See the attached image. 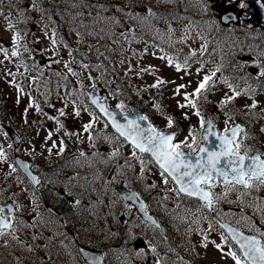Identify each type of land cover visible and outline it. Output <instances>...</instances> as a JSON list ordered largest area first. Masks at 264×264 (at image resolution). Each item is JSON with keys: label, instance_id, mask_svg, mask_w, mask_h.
I'll return each mask as SVG.
<instances>
[{"label": "rangeland", "instance_id": "1", "mask_svg": "<svg viewBox=\"0 0 264 264\" xmlns=\"http://www.w3.org/2000/svg\"><path fill=\"white\" fill-rule=\"evenodd\" d=\"M136 13H140L141 15L146 13L143 10H138ZM133 22H140L136 19H129ZM179 23V21H178ZM150 24L147 22L145 24H140L141 27L147 28L145 31L148 33V26ZM8 23L1 22L0 23V37L2 39L7 40L9 53L18 46L16 40L13 41L14 35L9 34L8 32ZM195 39L194 36H192ZM54 39L51 36V27L45 23H40L36 26L35 33L31 41L33 45L31 49H23L25 57L33 56L35 52V46L39 47V50L43 53V55L47 57L57 58L59 59V63H56L54 67L62 72L67 71L64 67V62L71 59L69 56V50L76 51L74 56H77L82 60L83 63L90 64L92 66L100 64L103 65L101 68L91 67L89 71L83 70L76 64L74 69L76 72L80 73V80L83 82L84 86H91L93 83H96L97 89L102 90L104 94L109 93V90L113 93L111 97H117L118 103L123 102L125 98L129 99L132 96V93L135 94L133 96L135 99H139V103L142 105H149L151 118L156 123L158 128L163 129V127H168L167 117L171 116L173 118V127L176 126L178 133L176 134V139L174 142L183 141L185 137L189 136V129H195V133L198 131L199 126V118L194 113L196 109L191 107L180 108L178 104L186 103L184 100L185 93H192L197 84L203 79L204 75H210L212 72L216 71L215 68L211 67H201L199 68L197 63L188 64L187 70L185 71L183 68L180 72L176 71L175 65L177 63L183 64L184 60L176 61L173 60V64H168V56H165L162 53H159L149 47L144 45H135L133 48V52L127 51L126 44L116 43L114 42L106 44V48L109 51L104 52L106 56L111 57L107 62V68L104 63H102L101 58L99 56L89 57L91 54H95L96 52H91L90 48H87L84 43V36L77 35L74 36L71 41H69V48L63 47L57 43L53 44L52 41ZM112 41V40H111ZM196 41L193 40L188 44L183 45V49L186 56H189L191 53H195L197 49H195ZM99 48V46H98ZM76 49V50H73ZM122 50V51H121ZM113 53V54H112ZM87 54V55H85ZM161 57H164L161 59ZM19 65L11 63L9 60L3 62L0 65V69L2 68L0 78L15 69H18ZM117 66L120 69V73L117 74L116 68ZM150 68V72H141V69ZM199 69V72L197 71ZM127 74H123V73ZM139 73V75H138ZM91 75L93 77H102L100 80H89L88 76ZM157 78H160L165 81L164 84L159 85L156 88L151 87V85L155 84ZM10 78H8L9 80ZM71 81V86L75 90L76 85L79 84L77 82V78L72 75L69 77ZM110 82V83H109ZM216 76L212 78L209 82V88L202 93L198 98L192 97V99H198V107L201 111H211L208 100H215L216 102H221V100L225 99L226 96H232L233 91L229 88L222 86L220 83H217ZM179 84L188 85L185 89H182L180 94H176L175 89ZM124 87L126 90L129 89L128 93H120L121 88ZM7 95L13 101L15 98L19 97V103L28 100V96L23 92H18L17 88L14 85L7 87ZM123 89V88H122ZM119 90V91H117ZM236 91V90H235ZM77 96V95H76ZM79 97L77 96L72 99L74 103H77ZM60 103L66 104L65 107L73 108L67 105V102H63L60 99L56 100ZM253 101L256 102V107L251 108V104ZM235 105H239L241 107H246L253 109V117L249 118V126L247 134L253 131L257 133L258 131L259 138L264 140V115L261 114V110L264 108V97L261 94H241L237 96L234 100L230 101ZM157 105H159V110L157 109ZM79 108L81 115L76 117L72 110H68V117L65 118L64 124L66 126L73 125L74 129H79L82 125L87 123L90 120V116L83 113V105L79 102ZM246 110V109H244ZM228 113L232 119L235 115H240L242 113L241 110L225 108L220 113V121L217 122L218 128L223 129L225 127V120L228 117L225 115ZM185 115H187V119H185ZM228 120L229 122L232 120ZM49 131L47 129L41 132V136L43 137V141L34 140L35 145H41V148H44L46 151L49 148H52V153L56 154L58 148V140L48 136ZM245 134V133H244ZM53 141L56 143V147L53 148ZM191 138L189 137L188 143H191ZM186 147H182L185 149ZM128 152V149L126 148ZM0 164L5 166L6 168L9 166V161L7 158L0 159ZM109 173H113V168L108 167ZM139 184V189L143 195L147 196L148 206L149 208L160 218L165 224L167 230L170 227L173 231H180L178 233H186L185 237V246L187 247L185 255L184 253L176 254L173 251L179 250L181 245L176 242V246L173 244L166 243L165 246L168 250H171V253L177 258L181 257L180 262L183 260L187 264H198L199 262L203 264H235L233 258L228 255L229 245H226L225 242L221 241V234L219 232L210 231L209 235L207 234V239L202 238L199 233V227H204V224H196L193 223L196 220V212L192 209H189L185 214L182 209H178L180 205V198L173 192L170 191L172 187L170 184L165 185L162 181V178L159 174V170L152 166L148 165L147 170L142 174L140 171V163H139V179L136 180ZM155 183V188H150L148 185L151 183ZM80 191V189H75ZM219 187H216L214 191L218 193ZM93 193V189L90 190ZM107 196L104 194L103 197H87L81 199L78 204L82 203L78 209L75 210L76 214L81 215L85 214L89 221V226L97 225V223L102 224L99 230L105 231V225L107 224L108 233H98L97 231L92 232L90 238L96 239V242H92L93 246H97L100 248H106V262L105 264H144L145 258L143 255H138V249L133 247V241L137 238V236H141L144 240L147 241L148 245L151 246H159L157 240H154L158 235V232L148 228L147 226L137 225V221L133 219V215L124 216L122 215V219L118 218L119 207L114 209L111 208L110 205L115 206V194L110 188L107 190ZM257 192L261 193V189ZM90 194V192L88 191ZM168 197L165 199V197ZM253 197H257L256 191H252L250 196H247V203L250 201L257 202L253 200ZM237 195L232 193L228 196V200L233 201V203H227V207H225L226 212H236L241 213L240 207L236 202ZM258 198V197H257ZM70 206H75V204H71ZM260 206V205H259ZM110 207V208H109ZM261 208V207H260ZM108 209V216H106V220L103 218V215L106 213ZM128 214V212H127ZM237 219L240 217L237 216ZM119 219V220H118ZM118 221V222H117ZM132 222V223H131ZM244 225L250 232L256 234L261 242H264V237H260L256 231L257 228L260 229L261 232H264V219H262L257 210H248V217L245 220H241L240 222ZM136 227H133V225ZM128 225L132 229L134 233H130ZM138 227V230H137ZM191 229V230H190ZM118 232V236L120 237L116 242L114 241L115 232ZM49 236L47 241L52 244V235H57L54 229L49 228V230L45 231ZM124 233V235L120 234ZM156 233V234H154ZM134 234V235H133ZM26 235V233L24 234ZM133 235V236H132ZM129 236V237H127ZM190 236H194L192 241H197V248L195 247V243L190 242ZM200 240V243L199 241ZM125 242V244H123ZM190 242V243H189ZM227 242V241H226ZM15 241H13L12 248H6L0 250V264H25L26 260L28 262L34 261L36 263L40 262L41 254L37 250L34 254L30 255L29 258L26 259L27 253H23L24 247H21L22 253H18L20 251L18 246H15ZM207 245L206 247L203 245ZM216 244L221 245V249H217ZM57 246V251L51 257L53 261L51 264H62V261H65L68 256L64 251V247L62 244H55ZM173 246V247H172ZM47 257H50L49 252H46ZM169 251L161 252L159 258L164 262V264H170L168 261L172 259V255ZM24 257V258H23ZM44 264V263H41ZM65 264H68L66 262ZM70 264H76L72 261Z\"/></svg>", "mask_w": 264, "mask_h": 264}, {"label": "snow or ice", "instance_id": "2", "mask_svg": "<svg viewBox=\"0 0 264 264\" xmlns=\"http://www.w3.org/2000/svg\"><path fill=\"white\" fill-rule=\"evenodd\" d=\"M167 3H173L175 0H165ZM205 10H207L209 0H202ZM262 7H264V0H259ZM36 0H33V7L35 6ZM140 3V0H120V2H116V0H110L109 3H97L91 5V7L99 9V11L107 12L110 8L115 9L117 13L128 17L129 19H136L141 22L148 19L149 16L155 17L156 13L153 11L151 7H145L144 11L147 15H141L140 13H136L131 11L134 8L135 4ZM241 9L247 7L245 0H240L239 4ZM25 9H21V15ZM91 15V13H89ZM237 17L229 14L223 17L224 20H232ZM96 19L107 20L115 25H121L122 21L118 16L111 17H101L99 12L97 13ZM9 28L12 27L11 22L9 21ZM127 31H130L128 29ZM171 31V29H169ZM125 32H122L121 35H125ZM16 37H13V41L15 42ZM53 44L56 43V40L52 41ZM91 47V46H89ZM12 56L18 55L16 51H13ZM87 55V54H85ZM99 55H103L100 53ZM195 55V53H193ZM264 55V53H262ZM5 56L7 57V52H5ZM70 60L64 62V67L67 69V72L71 74L73 77L77 78V82L80 84L81 88H83V82L80 80V73L74 71L72 65L76 64L81 67L86 72L89 71L91 67L101 68L103 65H90L83 63L77 60L73 56V51L69 50ZM164 57H161L163 59ZM58 63V61H56ZM168 64L172 65V58H168ZM2 63V62H0ZM188 67V58L184 59L183 64L177 63L175 65L176 71L180 72L183 68L185 71ZM260 71L258 75L260 77H264V65H259ZM141 72H150V68L141 69ZM199 72V69L197 70ZM220 69L217 68L216 71L212 72L210 75H204L203 79L197 84L195 90L192 93H185L184 100L186 103L178 104L177 106L180 108L191 107L196 109L195 115L200 117V127L204 130L203 134L200 136V140L207 142L211 145V148L208 146H203L200 143V140L197 139V134L195 133V129H189V136L185 137L183 141L174 142L176 139V133H168L166 131H161L153 126L151 123L143 125L142 122L148 120L147 116L140 115L134 112L133 109L127 108L123 102L117 103L115 105L116 109H120V116L123 119V123H121L120 119L117 118V114L111 110L107 105V97L96 95L98 89L96 83L91 85L92 91L88 92L84 90L80 93V96H87L91 104L95 106L99 110V113L106 118L105 127L107 128L109 124L118 133V138H123L124 143H127L131 146V155L128 159L125 160L124 165H117V169H120L124 166L129 168L132 167L129 162L132 159L139 161L140 163V171L143 174L149 164H154L159 169V174L162 178V181L165 185H168L170 182H174L177 187L170 189L173 191L178 197L182 198H190V197H198L199 201L203 202L202 204L197 205V211L199 212L201 208H207L210 212H214L216 214V219L213 220L207 216L201 217L202 219L208 220V228L210 230H215L216 225L227 233L221 234V241L225 242L231 238L232 241L239 246L240 255L238 256L235 251L229 249L227 253L230 255L235 264H264V243L261 242V239H258L257 236H248L244 235L239 229L232 227L230 222L225 220V217L235 218L232 212H221L217 205L223 201L225 203H233V201L228 200V196L232 192H240L241 195H238L236 198L237 203H241L243 206L241 207V213L244 212V209L250 207L252 205L244 204L243 197H247L251 195L252 191H259L261 188H264V153H260L256 151L253 154L252 148L244 143L243 138L238 139L240 133L244 132V129L239 125L235 124L234 126H230L228 124V120L232 119V117L225 113L228 119L225 120V129L224 132L217 135L214 130L215 124L211 118H206L201 114V111L198 107V99H192V97L198 98L204 91L209 88V82L213 77L216 76V72H219ZM127 74V73H126ZM9 75H14L9 73ZM57 76H61L63 79L67 80V76H64L62 73H55ZM139 75V73H138ZM89 80H100L102 77H93L91 75L88 76ZM110 83V82H109ZM165 81L157 78L155 84L151 85V87L156 88L161 84H164ZM225 84H228L229 89L233 91L232 96H226L225 99L221 100L220 106L223 107L228 104L230 101L234 100L237 96H240V92H236L231 84L228 83L227 80L224 81ZM188 85L179 84L176 86L175 92L176 94H180L182 89H185ZM17 91L22 92V89L17 85ZM119 91V90H117ZM246 94V93H245ZM109 96H112L113 93L109 90ZM17 103H19V97L17 98ZM33 107V102L30 98L28 107L25 108V112L28 111L29 108ZM74 114L76 117L81 115L79 108L74 105ZM159 110V105L156 106ZM248 107V106H246ZM251 108L256 107V102L250 106ZM88 111L87 107L84 109ZM36 111L41 112L39 105H36ZM60 116H64L65 112L63 109L59 110ZM89 115L92 119L83 125V131L88 133V140L90 142L91 147H95V137L91 134L90 130L93 128L94 123L97 122L100 117L97 116L93 112H89ZM187 115H185V119H187ZM49 120H56L58 125L57 131L63 128V124L60 122L59 117H48ZM168 127L171 128L173 125V118L171 116L167 117ZM264 131V129H261ZM7 135V133H5ZM53 135L52 132H49V138ZM65 135H75L77 139H80V136L76 133H68L65 132ZM189 137L191 138V143H188ZM210 137H215L216 140L219 141L217 144H213L210 141ZM105 140L112 142L113 138L105 136ZM195 145V146H194ZM9 148L12 147L11 144L8 145ZM53 148L56 147L55 141H53ZM182 147H186L189 151L185 152L182 150ZM49 153L52 152V148L48 149ZM65 146L64 141H60L59 153H64ZM120 147L117 146L113 151L109 153V159L114 157H118L120 155ZM144 154H147V158ZM101 153L99 151L93 152L92 157L100 156ZM80 157H84L85 153L80 152ZM6 158V151L3 146H0V159ZM102 163H107V161L102 160ZM16 163L22 168L25 172H27L28 176L35 184H39V180L31 175V172L28 171V165L17 160ZM11 167V166H10ZM12 171H16L15 168H12ZM119 174V173H118ZM170 178V179H169ZM222 187V191L220 193H216L213 191L217 186ZM150 188H155L156 184L153 182L148 185ZM168 197L166 196L165 199ZM125 200H136L138 199V195L135 192H130V194L125 195L123 197ZM253 200L257 201L255 205L256 210L258 212H264V209L260 208V204L264 203V200H260L257 197H253ZM78 204L79 201H76ZM20 205H0V238L2 237H11L13 241L19 244L22 247H27L28 251H33L30 245L25 244L23 241H20L18 236L16 235L19 230L17 225H24V221L12 215L14 210H19ZM141 210L146 209V205L142 202L140 204ZM146 219L151 220V217L147 216L145 212ZM247 219L243 215L240 216L239 219H235L236 224H240L241 220ZM200 219H196L193 223L199 224ZM155 224V221H152ZM35 227V225H32ZM158 227V225H157ZM191 230V229H190ZM258 235L260 237H264V232H261L259 228L256 229ZM37 237L35 235L32 236V240H36ZM207 236H205V240ZM7 243V241H5ZM203 246H207L206 244ZM217 249H221L220 244L215 245ZM38 247V245H37ZM150 251L152 253L156 252L155 247L149 245ZM138 255L145 254V249L141 248ZM87 260V264H98V257H89L87 253L84 254ZM156 264H159V261H156Z\"/></svg>", "mask_w": 264, "mask_h": 264}, {"label": "flooded vegetation", "instance_id": "3", "mask_svg": "<svg viewBox=\"0 0 264 264\" xmlns=\"http://www.w3.org/2000/svg\"><path fill=\"white\" fill-rule=\"evenodd\" d=\"M29 1L31 3L33 0H2V1H0V8L7 7L8 4L12 3V2H14L16 4L21 3V7L25 8L26 6H28ZM245 2L247 4V7L244 9H241L239 6L240 0H209L207 10H205V7H204L202 0H199V3L197 5H198V11L206 12V13H212L218 18H220V16L223 13L227 12L228 10H232L236 14L238 19L250 20L251 15L249 13V9L251 7L252 2L249 0H245ZM15 10L18 11L19 9L16 8ZM225 26L229 28L230 34L232 36H234L235 38H237L241 34L252 35L254 33L260 32L259 31L260 29L257 27H252L249 29L243 27L239 21L229 22ZM260 33L264 36V31L262 32V30H261ZM255 41L257 43L261 44L259 51L261 53H264V37L257 38V39H255ZM249 55L254 58V62H252L249 58L242 57L240 60V63H234L232 65V67L236 70L237 74L242 79L245 77L249 78L250 76L252 78H256V76H259L258 75V73L260 71L259 65H264V55L263 56H262V54H256V55L249 54ZM257 55H260V56H257ZM251 66H255L257 68V74L256 75L253 74L252 71L250 70ZM261 81L264 82V77H262ZM263 92H264V89H263ZM6 125L12 126L9 123L3 124L0 121V134L3 135L4 137L8 138V136L5 135V133H6L5 132V126ZM13 128L20 134V136H22V135H24L22 137L27 136L29 133L27 114H24V113L22 114V124H21L20 129H18L17 127H13ZM102 136H104V138H105V136H107V130L106 129H104ZM241 138H243L244 143L249 145L252 149L255 148L257 145L264 146L261 143L260 138L256 135H243ZM25 156L32 162L31 164L33 167L34 160L31 157V155L29 153H26ZM104 157L105 156H102V155L96 157V160L100 163L101 170L104 169L103 165H105V163L101 162ZM73 158H75V157H73ZM70 161H71L72 166H75L76 168H78L80 170L79 176H84L83 178L87 182L94 180L96 182V184L103 185L104 179H105L103 171L93 173L91 161L79 160L77 158L71 159ZM34 168L36 169V165H34L33 169ZM36 172L39 174V176H41L40 175V173H41L40 168L36 169ZM127 176H128V178L131 177L130 175H127ZM135 178H136V175L133 173L132 179L135 180ZM44 187H45V182L43 180H42V182H40V185L37 187H30L29 183L27 181L24 182V189H26V194L32 197V203L33 204H29V206H28L29 214H27L26 216L25 215L22 216L21 220L26 221L27 222L26 228L29 225L33 232L38 231L39 233H42L45 216L52 218V216L46 212V209L44 206V203L46 202V200L40 198L41 193L44 192ZM59 196H60L59 194L58 195L51 194L50 199L48 201L54 207V209L58 210L62 214L63 218L60 221V223L64 224L66 222L65 217H66L67 221H70V217L67 215L70 211H67L66 208L62 207V204L59 202ZM18 214H19L18 211H15L13 216L20 219V216ZM54 217H56V216L54 215ZM32 225H35V227H32ZM22 226H24V225H17L18 229L22 228ZM69 233H71L70 230H69ZM79 233H84V235L82 237H80V242L78 244L87 245L89 243L88 241L90 238L91 231L89 229L88 230L85 229V230H80ZM5 241H7V243H5ZM12 243H13V241L10 240V237L0 238V247L1 246H10V244H12ZM75 244L70 243V245L73 246L72 251H74V252H75V248H76ZM42 257L45 258V255L42 254ZM27 263H28V261H27Z\"/></svg>", "mask_w": 264, "mask_h": 264}, {"label": "trees", "instance_id": "4", "mask_svg": "<svg viewBox=\"0 0 264 264\" xmlns=\"http://www.w3.org/2000/svg\"><path fill=\"white\" fill-rule=\"evenodd\" d=\"M63 1L64 0H61L62 5L64 4ZM73 1L80 3V0H73ZM87 1L90 2V3L86 4L87 6H91V5H93V3H99L100 2V0H87ZM157 5L162 8L165 6V3H164V1H160ZM47 7H48V9H47L46 13L51 16V19L55 22L56 26L60 25L62 23V21L66 24L65 18L70 17L72 14L69 12L68 13H62V11H66V9L63 8L62 6L60 8H58L56 3L51 4L50 7L49 6H47ZM72 22H74L73 19H72ZM190 22H192V21H190ZM135 29H136V33L132 34L131 36L136 37L138 39V41L141 42V44H146V45L150 44L151 38H150L149 34L145 32L147 30V28H143L140 26V27H135ZM148 30H149V27H148ZM156 42H157V44L155 46L156 48L161 49V50H163L169 54L173 53L172 49L170 48L171 46L165 45L158 40ZM97 43L100 44L99 41Z\"/></svg>", "mask_w": 264, "mask_h": 264}, {"label": "water", "instance_id": "5", "mask_svg": "<svg viewBox=\"0 0 264 264\" xmlns=\"http://www.w3.org/2000/svg\"><path fill=\"white\" fill-rule=\"evenodd\" d=\"M254 21L257 23V24H260V25H262L263 26V24H264V12H262V11H258V10H255V12H254ZM85 90H87L88 92H91L92 91V89H85ZM136 113H138V114H140V115H142L140 112H138V111H135ZM117 118L118 119H120V121H121V123H123L124 121H123V119H122V117L120 116V114H118L117 113ZM142 124L143 125H146V124H148V122L147 121H145V122H142ZM213 131H215V130H213ZM169 133V132H168ZM15 144H16V142H15ZM17 160H19V161H21V162H23V163H25L26 164V162L23 160V159H21L19 156H15V162L17 161ZM17 164V163H16ZM18 165V164H17ZM19 166V165H18ZM20 168V167H19ZM22 171H24L22 168H20ZM25 172V171H24ZM118 190H119V192H120V194H121V196L123 197L124 195H128V194H130V192L129 191H126V190H123L122 188H118ZM141 202L144 204V202L143 201H141V200H139V199H136V200H126V203H132L133 204V206H134V208L136 209V211H137V213L144 219V220H147V221H149L150 223H152V221H155V219H154V217L152 216V215H150L149 213H147V216L148 217H151V220H148V219H146V216H145V210H141V207H140V204H141ZM153 224V223H152ZM231 224V223H230ZM155 225H158V223L155 221ZM231 226L232 227H235V228H237L236 226H234V225H232L231 224ZM238 229V228H237ZM240 230V229H239ZM241 231V230H240ZM242 232V231H241ZM244 235H248V236H252V235H249V234H245L244 232H242ZM235 242V241H234ZM88 254V253H87ZM88 256L89 257H98L99 258V261H98V264H101V262H102V259L99 257V256H94V254H88ZM84 257H85V255H84ZM85 259H86V257H85ZM87 261V260H86ZM149 264H153V262H152V260H150L149 259V262H148Z\"/></svg>", "mask_w": 264, "mask_h": 264}, {"label": "bare ground", "instance_id": "6", "mask_svg": "<svg viewBox=\"0 0 264 264\" xmlns=\"http://www.w3.org/2000/svg\"><path fill=\"white\" fill-rule=\"evenodd\" d=\"M97 232H99L100 230L99 229H96Z\"/></svg>", "mask_w": 264, "mask_h": 264}]
</instances>
